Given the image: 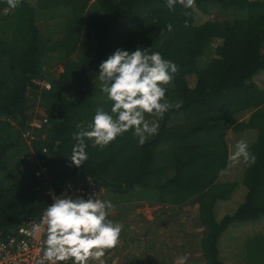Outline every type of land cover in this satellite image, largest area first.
Masks as SVG:
<instances>
[{
    "label": "trees",
    "instance_id": "obj_1",
    "mask_svg": "<svg viewBox=\"0 0 264 264\" xmlns=\"http://www.w3.org/2000/svg\"><path fill=\"white\" fill-rule=\"evenodd\" d=\"M91 1L22 0L5 15L0 0V235L39 216L51 201L49 188L59 192L68 180L83 179L117 194L152 189L156 201L174 206L194 201L202 264H264V234L251 235L250 225L236 223L264 221V90L253 78L264 68V0H196L194 8L173 10L166 0H96L97 9L89 8ZM216 6L229 17L208 18ZM54 9L57 32L46 36L40 11ZM212 45L213 56L199 65ZM138 47L178 66L167 97L182 106L165 113L158 134L143 146L132 131L103 150L86 140L88 160L76 167L70 160L76 125L112 104L98 87L100 63L117 48ZM50 60L62 65L60 72L46 74ZM36 99L46 112L36 117L42 126L31 138L40 163L24 156L14 164ZM252 131L254 139L246 136ZM241 140L256 163L241 159L230 167ZM39 165L48 180L36 176ZM233 223L238 234L247 232L229 235Z\"/></svg>",
    "mask_w": 264,
    "mask_h": 264
},
{
    "label": "clouds",
    "instance_id": "obj_2",
    "mask_svg": "<svg viewBox=\"0 0 264 264\" xmlns=\"http://www.w3.org/2000/svg\"><path fill=\"white\" fill-rule=\"evenodd\" d=\"M5 3L7 7L3 12L7 15L17 9L22 0H5ZM177 4L185 9L194 8L196 0H166L170 10ZM166 27L172 30L171 23ZM177 72L178 66L173 61L146 48L138 47L135 51L117 48L110 54L99 65V80L101 91L112 102L111 107L98 106L90 122L76 125L78 131L73 133L76 144L70 155L72 164L80 167L88 160L86 140L103 150L129 131L140 146L150 136L158 134L165 113L183 104L182 100L173 102L167 97V86ZM241 159L249 167L257 159L244 140L236 143L235 151L229 156V166L240 163ZM225 172L221 170V174ZM114 207L111 200L101 199L97 193L88 198L54 195L41 220L46 225L44 260L48 264L69 261L71 264H104L102 258L107 250L118 246L123 230L122 224L109 218ZM188 259L187 255L180 256L176 264H187Z\"/></svg>",
    "mask_w": 264,
    "mask_h": 264
},
{
    "label": "rangeland",
    "instance_id": "obj_3",
    "mask_svg": "<svg viewBox=\"0 0 264 264\" xmlns=\"http://www.w3.org/2000/svg\"><path fill=\"white\" fill-rule=\"evenodd\" d=\"M89 8L97 9L96 0L91 1ZM56 13V9L45 12L40 11L41 18L39 23L46 36L51 34V32L53 34L57 32L54 26V19L58 17ZM229 13V11L216 6L212 8L208 18L223 19L229 17ZM204 17H200L199 19L201 20ZM216 44L217 42L213 45L215 46ZM213 45L204 54L205 60L203 61L201 59L199 61V65H202V62L205 63L207 59L213 56ZM50 62L52 61L50 60ZM52 64L51 67L48 66L46 68V74H55L61 71L62 65L60 63L53 61ZM261 70L264 71V68ZM43 80L47 79H41L43 85L48 83ZM99 86H101V82ZM31 111L33 112L32 122L39 121L36 117L46 116V112L41 107L38 99L32 101ZM35 128L34 126H30V129L24 132V141L21 144V150L14 157V164L24 156L35 164L40 163L38 162L37 154L31 148V138ZM44 168L47 174V168ZM231 175H233L232 171L228 173L227 177ZM45 179H49L48 174ZM97 187L99 186L97 185ZM99 188L104 195V200H111L115 206L109 218L123 225L120 243L116 248L106 251L105 256L102 258L104 264H176L177 258L183 255L189 257L187 264H202L199 251V238L202 234L203 227L200 226L196 206L198 204L196 202L193 201L183 206H174L168 202L161 203L156 201L158 194L152 189L137 187L135 189L136 191L133 190L127 194H117L116 192L107 191L102 187ZM237 205L238 202L230 205V209L226 214L234 212ZM262 219L236 223H238L237 225H250L251 229L254 230L249 231L251 235L255 233L264 234V221ZM234 225L235 223L227 228L229 235L236 234V236H240L247 232L241 230L243 232L238 234L232 227ZM222 244L224 250H226L230 246L229 239L225 237ZM229 263L246 264L240 261H231ZM93 264H98V262H93Z\"/></svg>",
    "mask_w": 264,
    "mask_h": 264
},
{
    "label": "built area",
    "instance_id": "obj_4",
    "mask_svg": "<svg viewBox=\"0 0 264 264\" xmlns=\"http://www.w3.org/2000/svg\"><path fill=\"white\" fill-rule=\"evenodd\" d=\"M45 86L47 88L51 87L49 82ZM46 120L47 118H44L43 121ZM29 124L34 127L42 126L40 121H31ZM40 168L36 171V176L45 178L47 175L46 169L44 166H40ZM78 180H68L59 192L55 191L54 188L49 189L47 191L51 197L49 204L53 202L54 195L58 196L61 194L88 198L90 195L97 193L99 198L104 199V195L95 183ZM44 210L37 217L28 216L25 220H22L9 236L0 235V264H39L42 260L44 264H48L43 256L46 247V225L41 223ZM70 262H67V264Z\"/></svg>",
    "mask_w": 264,
    "mask_h": 264
},
{
    "label": "crops",
    "instance_id": "obj_5",
    "mask_svg": "<svg viewBox=\"0 0 264 264\" xmlns=\"http://www.w3.org/2000/svg\"><path fill=\"white\" fill-rule=\"evenodd\" d=\"M253 78H254L255 82L264 90V71H262V70L258 71V73H256ZM242 119L243 118H241V120ZM246 136H250L254 139L255 133H253V131H252L250 133H247ZM79 180L84 181L83 179H79Z\"/></svg>",
    "mask_w": 264,
    "mask_h": 264
}]
</instances>
